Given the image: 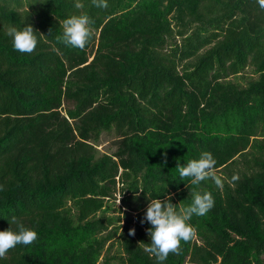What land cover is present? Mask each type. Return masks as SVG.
<instances>
[{"label": "trees", "instance_id": "obj_1", "mask_svg": "<svg viewBox=\"0 0 264 264\" xmlns=\"http://www.w3.org/2000/svg\"><path fill=\"white\" fill-rule=\"evenodd\" d=\"M81 2L0 0V230L37 233L0 264H158L144 251L149 200L171 194L178 208L194 188L211 192L214 207L191 218L195 238L164 264H262L264 9L257 0ZM80 11L93 21L84 50L56 39L59 21ZM27 23L38 37L31 54L6 34ZM247 66L255 79H232ZM111 130L115 150L98 153ZM204 151L222 187L180 180L177 161ZM117 184L121 205L106 215Z\"/></svg>", "mask_w": 264, "mask_h": 264}, {"label": "clouds", "instance_id": "obj_2", "mask_svg": "<svg viewBox=\"0 0 264 264\" xmlns=\"http://www.w3.org/2000/svg\"><path fill=\"white\" fill-rule=\"evenodd\" d=\"M259 6L264 9V0H257ZM91 5L98 8H107V0H91ZM74 7L82 10L85 6L81 0H75ZM93 23L89 15L83 11L79 14H70L67 18L59 21L62 27V36H57V41L66 46L84 50L89 40L94 36L91 24ZM8 36L12 38L13 47L16 51L24 54H31L38 43L36 30L31 23L22 27L9 26L7 28ZM176 169L180 180L190 178L194 186H199L202 181L212 180L217 187L223 186L222 178L217 175L216 160L213 155L204 151L198 159H189L186 164H180L177 161ZM237 175H233L232 180L236 181ZM3 186L0 185V190ZM191 203L188 205L171 202V194L164 199L152 198L146 208L144 218L151 227L147 229V235L150 237V243L144 245V251L150 257H154L158 264H164V261L170 254H179L181 242H189L196 236V231L189 223L195 216H204L214 207V198L211 192L193 189L191 192ZM121 199V197H120ZM119 199V203H120ZM11 223H16L13 217ZM18 230L11 227L0 230V259L6 258L9 250L17 245H30L37 239L35 230L25 227L23 224L17 225ZM129 235H135V229H129Z\"/></svg>", "mask_w": 264, "mask_h": 264}, {"label": "rangeland", "instance_id": "obj_3", "mask_svg": "<svg viewBox=\"0 0 264 264\" xmlns=\"http://www.w3.org/2000/svg\"><path fill=\"white\" fill-rule=\"evenodd\" d=\"M256 77L257 75L252 72L251 67L247 66L240 75L236 76L235 78L232 77V79L236 80L242 85H245L248 80L255 79ZM116 139H117V134L114 130L107 132L103 131L100 134V137L94 146L97 149L98 153H111L115 150ZM116 187L117 189L115 193V200H111V199L109 200V204H112V207L107 212L106 215H117L118 213L117 209L121 205V203H119V199L121 197L118 190L119 185L117 184ZM122 209H124V207H122ZM120 224H123V221H120ZM119 252L120 249L118 248L117 243H114V246L111 249V253H119ZM262 258L264 260V256H262ZM113 264H117V263L113 262ZM262 264H264V261Z\"/></svg>", "mask_w": 264, "mask_h": 264}]
</instances>
